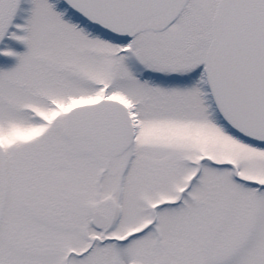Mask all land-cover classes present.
Instances as JSON below:
<instances>
[{
  "label": "snow or ice",
  "instance_id": "1",
  "mask_svg": "<svg viewBox=\"0 0 264 264\" xmlns=\"http://www.w3.org/2000/svg\"><path fill=\"white\" fill-rule=\"evenodd\" d=\"M0 264H264V0H0Z\"/></svg>",
  "mask_w": 264,
  "mask_h": 264
}]
</instances>
